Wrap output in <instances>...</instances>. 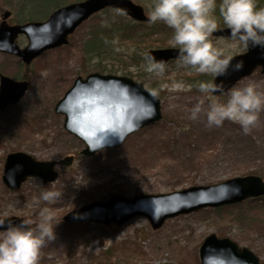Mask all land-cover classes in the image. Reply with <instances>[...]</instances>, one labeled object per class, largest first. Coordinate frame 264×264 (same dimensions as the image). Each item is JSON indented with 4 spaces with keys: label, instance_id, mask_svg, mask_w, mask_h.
<instances>
[{
    "label": "rangeland",
    "instance_id": "rangeland-1",
    "mask_svg": "<svg viewBox=\"0 0 264 264\" xmlns=\"http://www.w3.org/2000/svg\"><path fill=\"white\" fill-rule=\"evenodd\" d=\"M132 1L143 6L148 15L152 0ZM37 7L51 11L46 17L34 14V19L30 18L29 13H35ZM55 10L44 0L34 1V8L22 0H0V24L6 11L12 13L9 24L21 25L29 20L44 22ZM129 19L114 9L95 14L70 36L69 45L47 51L30 65L0 52V77L30 83L18 104L0 110V217L36 222L41 208L54 210L55 220L61 222L55 227L56 239L41 250L39 264H201L200 248L213 234L249 249L264 263V200L180 216L166 221L159 230H154L145 217L134 218L123 226L64 221L71 211L106 202L112 196L132 199L143 194L164 195L249 175L264 179V111L247 135L230 121L209 128L203 114L195 121L188 117L189 110L201 100L205 108L213 99L226 102L230 91L206 95L198 90L200 82H212L215 76L208 74L209 78L196 77L193 81L192 73L186 72L189 68L178 67L177 60L166 65L162 76L145 71L143 59L148 51L176 48L169 36L158 30L149 49L136 41L114 42L111 56L87 54L86 43L93 31L120 27L126 22L133 28L137 22ZM155 25L166 26L162 22ZM211 39L225 55L233 57L247 50L232 39ZM17 41L21 48L28 45L24 35ZM131 59L138 66L130 68L131 75H124L123 65ZM105 66L119 69L114 70L115 76L141 82L150 92L158 89L162 120L131 135L121 147L86 158L81 155L85 144L64 129V117L54 109L79 77L86 79ZM174 83L184 88L173 91ZM249 83L264 92L260 68L235 87ZM15 152L27 153L39 161H60L71 156L75 161L70 167L56 166L59 177L54 183L44 185L41 179L31 178L20 191L11 192L2 176L7 155ZM44 190L61 191L63 196L54 204L39 201Z\"/></svg>",
    "mask_w": 264,
    "mask_h": 264
},
{
    "label": "water",
    "instance_id": "water-1",
    "mask_svg": "<svg viewBox=\"0 0 264 264\" xmlns=\"http://www.w3.org/2000/svg\"><path fill=\"white\" fill-rule=\"evenodd\" d=\"M106 9L121 11L135 22L150 23L145 8L132 0H84L56 10L44 22L23 25L9 24L12 13L6 11L0 24V52L21 58L30 65L47 51L69 45L71 35L92 16ZM23 35L28 39L25 48L17 43ZM212 36L231 39V30L219 28ZM246 49L244 54L232 57V65L242 62L240 71L229 68L227 75L214 77L212 82L222 86V91L214 92L215 95L227 93L259 68L264 74V48ZM178 51V48L153 49L146 54L167 65L177 60ZM29 86L27 81H16L2 75L0 110L18 104ZM54 111L64 117V129L85 144L81 155L86 158H92L106 149H117L131 135L162 120L160 97L154 98L143 83L130 77L101 73L89 74L86 79L79 77L56 104ZM74 161L72 156L60 161H39L24 152L10 153L6 157L2 181L11 192L20 191L31 178H39L44 185H48L59 177L56 166L70 167ZM263 197L264 179L249 175L164 195L143 194L132 199L112 196L106 202H94L71 211L64 221L123 226L134 218L145 217L154 230H159L170 219ZM23 220L19 217L6 218L0 231H6L9 222L19 226ZM200 260L201 264H264L249 249H241L232 240L215 234L204 240Z\"/></svg>",
    "mask_w": 264,
    "mask_h": 264
},
{
    "label": "clouds",
    "instance_id": "clouds-1",
    "mask_svg": "<svg viewBox=\"0 0 264 264\" xmlns=\"http://www.w3.org/2000/svg\"><path fill=\"white\" fill-rule=\"evenodd\" d=\"M231 30V39L244 47L264 48V7H257L256 0H152L148 20L151 24L164 23L173 30L170 43L178 48L177 66L189 68L199 74L225 76L229 68L240 71L242 62L232 65V56L214 46L212 34L218 30L219 21ZM147 73L162 76L166 71L164 61H156L150 54L144 56ZM162 87H169L163 85ZM198 90L206 95L222 91L215 83L200 82ZM179 83L171 90H182ZM151 95H159L152 89ZM189 119L197 120L203 114L206 126L222 127L225 121L238 124L245 135L257 125L260 113L264 111V92L257 90L255 83L234 87L228 93L226 102L213 99L207 107L201 100L190 110ZM63 193L44 190L39 201L49 204L61 200ZM6 218H0V227ZM61 222L55 220L54 210L43 207L38 221L23 220L19 226L10 222L6 231H0V264H39L41 250L56 239L55 227ZM33 224L35 225L33 227Z\"/></svg>",
    "mask_w": 264,
    "mask_h": 264
},
{
    "label": "trees",
    "instance_id": "trees-1",
    "mask_svg": "<svg viewBox=\"0 0 264 264\" xmlns=\"http://www.w3.org/2000/svg\"><path fill=\"white\" fill-rule=\"evenodd\" d=\"M22 1H25L26 3L31 5V8H34V1H37V0H22ZM44 1L51 3L52 9L58 10V9L64 7V5L68 2L73 4V2L78 3V2H82L84 0H44ZM217 2L219 3V0H217ZM256 3H257V7H264V0H256ZM37 6H39V5H37ZM106 10L109 11L110 9H106ZM50 11L51 10L46 11V9H44V8L41 9V7H37L35 9V13H34V10H33V12L31 10V12L29 13V17L34 19V17H33L34 14L37 16H40V17H46ZM215 15L219 21L218 29L219 28H227L223 24V21L219 18L218 10L215 13ZM50 16L51 15H49V17ZM49 17L47 18V20L49 19ZM129 20L132 21L131 18ZM29 22H42V21H30L29 20L27 23H29ZM132 22H134V21H132ZM135 24L136 25H134L133 28L127 27V22H126V23H123L122 26H120V27L112 26V27H106L103 29H99V32L97 30L93 31L90 34L89 41L86 43V46H87L86 50L88 52L87 54L90 56L93 53L94 56L97 58H102V57L108 56V55L111 56V53L113 51L111 48V45L114 42H116V43L117 42H121V43L131 42V43H133L134 41H136L138 46L143 45V46H147L148 49L153 48V43H149V42L153 37H155L157 34H159L157 32L158 30L161 32V34L169 36L170 39L172 38L173 30L168 28L167 26H164V25L158 26L155 24H144V23H138V22ZM21 25H23V24H21ZM149 45H151V46H149ZM162 46H160V47H162ZM144 61L145 60L143 59V62ZM131 62H135V61H133L131 59L129 64L123 65L124 75H126V74L128 76L131 75L129 73L130 68L132 66H138V63H135V65H134V63H131ZM114 70H119V69H115L113 67L108 68L107 66H105V67L101 68L100 73L101 74L102 73L103 74L108 73L107 75H115L116 72ZM189 70L190 71H186V72L192 73L190 75V78L193 81L196 80L195 79L196 77H199V78L207 77V78H209L208 74H199V73H196L195 71H193L192 69H189ZM207 82H209V81H207ZM259 200H264V198H260ZM251 201H255V200H251Z\"/></svg>",
    "mask_w": 264,
    "mask_h": 264
},
{
    "label": "flooded vegetation",
    "instance_id": "flooded-vegetation-1",
    "mask_svg": "<svg viewBox=\"0 0 264 264\" xmlns=\"http://www.w3.org/2000/svg\"><path fill=\"white\" fill-rule=\"evenodd\" d=\"M1 23H2V21H1ZM18 42V41H17ZM7 55V54H6ZM29 88H30V86H29Z\"/></svg>",
    "mask_w": 264,
    "mask_h": 264
}]
</instances>
